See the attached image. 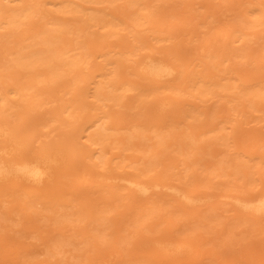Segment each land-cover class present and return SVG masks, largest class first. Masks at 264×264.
I'll return each mask as SVG.
<instances>
[{
	"label": "bare ground",
	"instance_id": "1",
	"mask_svg": "<svg viewBox=\"0 0 264 264\" xmlns=\"http://www.w3.org/2000/svg\"><path fill=\"white\" fill-rule=\"evenodd\" d=\"M3 1L9 2V4L3 5L6 6L8 12L5 16L0 15V25L2 24V26H13L21 17L27 16L32 12L33 4L29 0H18L19 4L16 3L13 5H11L10 2L14 0H0V7H2ZM129 1L135 2L137 0ZM260 3L259 0L252 2V10L249 11V16L259 12L263 13L264 6H259ZM228 11L229 8L225 7L221 12V16L225 17ZM2 12L0 8V14H2ZM99 22L100 21H92V23H89L88 21L83 24L82 27H79L81 29L78 31V27H67L62 21H46L44 23L47 24L45 27L41 30L34 31V34L32 33L31 41L19 44L16 47L15 55L13 54L11 57H6L8 59L6 67H8L9 70L0 74V80L15 79V81H17L19 78L14 72L20 71L21 69L28 70L30 73L20 82L18 88H14L15 85H12L6 90L3 89L0 91V138L8 143L7 149L3 144H0V185L3 180L8 178L19 179L18 184L9 188L10 192L8 191L5 193L6 195L0 193V201H15L17 197H14L15 195L12 193L15 190L17 191V189L19 190L23 185H27V190L23 191L22 196L31 201L26 202V199H24L25 202L23 203H9L10 205L7 203V205L4 206L6 210L0 209V249L3 252L0 264H95L97 260L100 259V253H105V255L101 258L99 264H125L126 260L128 261L126 256L130 253H125L126 259L124 258L125 262L122 263L121 256L122 253L124 255V252L119 249V251L122 252L120 254L116 250L119 246L117 248H109V245L106 244L107 250L99 246L101 243L105 244L107 240L108 242L111 241L112 239L109 238L110 235L114 236V230L110 229L111 223L104 219L101 220V218H107V216H109L106 215V213L111 210V207L97 210L103 206L104 201L93 198V191L88 193L92 186L85 188L78 185V182L86 179V175L89 173L87 170L88 168H85L81 163V157L84 156L88 157V159L84 161L87 167L95 163L92 159L93 157L96 158L98 162H102L103 171L100 173L99 181L102 182L111 179L113 184L121 186L126 189L130 195H135L142 201L151 198L150 203L145 205L146 209L144 210V216L146 217V221L147 219H152L153 209L157 206L159 201V195H156L157 198L154 199V196H152L153 194L159 192L168 195L172 201L176 202L175 205L173 204L176 207L175 211H177V209L182 210L183 212L180 216H183L182 218L184 219H171V216L168 218L169 213L172 211L171 215L177 216L176 213V215L174 214V210H170V212L168 210L169 213H165V217H163L161 221L154 223H165V225L160 226H165V236L163 237L160 235L153 237L146 241V244L153 245V248H156V254H162L170 259H178V262L179 259H181L180 257L188 254L196 258L192 264H205V260L202 258L203 253H201L203 251L197 247V240L193 237L191 238V232L193 234L195 233L197 237H201V239L203 236V239L207 240L206 242L212 239V235L209 232V234L205 233L204 236V227H200L201 222L199 223V221H203L205 217H208L204 215V219H202L203 215L200 213L203 211L205 212L207 203L212 198V195L207 192L197 193L199 184L197 180H195L196 178L191 180L185 179V181L181 180L178 182L169 180L160 181L145 178L144 174L148 172V170L155 169L159 163L162 164L163 161L161 162L158 158V153L162 151H167L172 156H182V158L178 157L176 160H185L186 158L194 156L196 152L205 151L206 148L203 147L211 144L223 146L219 155V160L225 162V164L213 165L207 172L208 175L221 174L220 172L223 171L226 172L225 174H229V172L234 173L238 170L243 171L251 165L249 164L250 159L248 156L244 155L243 150L245 151V149L240 150L235 132H237V127L241 123L249 122L245 121L244 112H247L252 120L258 118L264 120V114H255V112L259 111L261 108V102L264 98V84L258 83L257 81H243L239 79L240 73L232 75L231 72L225 71V67L222 66V63L226 59V51L221 50L220 41L215 39L210 46L204 48V45L210 42L213 36L211 38H205L199 42V44L192 45L194 48L190 49V53L194 54V57L196 54H199V56L197 62L191 65V68L188 70V72H190L189 74H187V68L182 65L183 63L181 64L178 62L179 56L168 59L162 56H155L152 53H147L134 64L136 69L143 76L156 82L159 87L164 86L166 89L170 88L169 92L158 97L154 107L155 114L151 117L142 116V121L129 119L130 121L128 120L124 124L112 128L110 121H106L105 118L112 113L120 111L119 108L124 106L123 101L127 100H121L123 103L121 104L119 99L125 96L126 90L133 88L129 86L119 90L120 85L115 82L114 78L116 75L110 73L107 68L104 67L106 64H111L112 61L115 62L117 58L112 59L107 57L105 65L102 66L103 69L95 74H93L94 71L96 69L99 70V68L95 67V65L90 66L88 73L93 74V77L96 79L93 82L85 81V84L81 85L78 91H81V95H87L89 93L88 96L90 99L86 102H77L80 94L78 96L75 92V94L70 93L71 96H68L66 101L52 104L56 99H60L63 96L61 90H57L55 94L52 93L61 83L48 85L47 87L43 86V84H48L49 80L55 79L61 81L64 85L70 86L69 90L64 93H68L70 89L77 87L78 83H76L75 77L85 73L82 68L79 67V64L82 62L88 63V57L94 54L93 49H90L89 52L84 51V39L87 38L88 43H92L93 40L90 39V35L101 36L107 33V30L97 33L96 29L95 31L91 29L92 32L87 29ZM261 22L264 21H239L238 25L243 28H240V31H242L244 37L250 39L254 36L253 31L250 32L249 30V32H246V29ZM101 23V26L98 28L105 26L111 28V26L116 24L115 21H102ZM119 23H122V21H119ZM234 26L233 24H226L225 28L221 31L223 36L221 40H226L227 37L225 36H227V34L237 30ZM192 33L194 32H186L188 39L192 38ZM201 33L204 34L205 32L201 31ZM242 34H239V36L238 34L235 35L230 42H236L239 37H242ZM219 48L220 50H218ZM232 50L236 53L235 48ZM3 53L7 55L6 53H8V50L4 49ZM247 53L249 54L251 51H247ZM198 62L205 65L200 66ZM190 63L188 65H190ZM38 66H43L45 68L37 69ZM10 68L14 70L13 73L8 75L11 71ZM184 69L186 72H184ZM47 73L49 75L47 79L41 77ZM67 75H69V79L67 81L66 78L63 80V77ZM80 80H82V78H80L79 81ZM89 89L91 90L89 91ZM7 93L17 94L16 99L21 98L24 100L25 109L22 111V114H32L34 110H37L43 104L51 103L46 111L42 112L40 116L35 117L33 120V124H40L43 127H47L45 135H48L53 129L59 127V124L62 122H67L66 125L69 126H73L74 123L77 122L78 130L82 133L85 131L83 134L85 137L84 140L77 146L75 140L63 141L60 138L56 140L47 139L40 143L39 146H36L37 149L35 148V156L33 158H25V152L22 147L27 144V140L21 135L22 132L15 129L18 123L10 124L9 122H3L2 114L8 107L15 106L9 102L7 97L1 95ZM37 95L43 96L40 98L41 100L35 103V109L30 110L29 107ZM205 96L206 98L201 100V98ZM214 97H216L215 104L212 103V101L209 102L210 98ZM194 99H199L202 102L197 103ZM113 105L118 106L111 111L109 106L113 108ZM82 107L91 108V113L88 114L86 118H82L86 113L80 115V117H73V112L77 108L81 109ZM143 111L139 112L141 113ZM64 112H66L67 115L66 119L58 117L59 114ZM116 116H119V114ZM137 117H141V115ZM157 119L158 121H155ZM55 122L56 124H54ZM118 122L122 123L120 120ZM250 127L253 128V126H249V128ZM123 128H126V130L120 132ZM234 128L237 130L235 131ZM75 131H73V129H67L61 133V138L70 139L75 135ZM41 134L43 133L41 132L37 135L39 136ZM256 135V133H251L247 138L251 139ZM131 138L139 140L138 143L141 145L140 147H143L142 150L145 159L144 157L141 158V156H138L127 164L119 159L115 162L114 167L111 166L107 162L109 157L113 160L118 156L115 152H111V149L114 148L118 142L128 147ZM143 139H145V141ZM147 140L153 141L149 143ZM106 143H111V145H106ZM248 144L255 146V148L259 150L254 159L264 157V144L255 143L253 140ZM103 146H107V148L104 149ZM137 149H139V147H137ZM107 152H109V156L106 155ZM112 154L114 155L111 156ZM8 155L12 156L8 157ZM172 160L168 161L173 163L174 161ZM220 161L215 160V162ZM260 161L264 163V158ZM194 162L195 161H193V163ZM181 163H184V161ZM189 165V163L183 165L181 177L185 178V176L188 175L192 177L196 176L190 174V171H186ZM62 166L64 169H62ZM64 166L68 168L65 169ZM125 166L132 168L127 170ZM78 169L82 173L79 174L78 178L72 180L74 185L70 183L71 186L73 185L71 190H61L62 185L68 182L64 177L76 173ZM83 172H85V174ZM111 172L113 173L111 174ZM8 186L10 187L11 185ZM11 196L12 198L10 199ZM227 197H229L228 200H224L223 202L230 204V206L238 212H248L250 215L249 218L254 217L258 222L260 219H264V188L250 196L228 195ZM20 199L22 200V197H20ZM167 201H165L166 204L168 203ZM2 204L3 203L0 202V208ZM40 204H44V206H39ZM126 207L130 208L131 205L127 204ZM13 209L15 211H13ZM116 213L120 212L118 211ZM134 213V216H137L138 212L137 214L136 212ZM198 214L202 217L197 218V216H199ZM113 215H110V221L114 219ZM195 215L197 216L195 217ZM216 215L218 214L216 213ZM180 216L177 217L181 218ZM214 216L213 214L212 217ZM137 217L139 218V216ZM136 218H134L135 220L132 219V222H127L126 225L130 228L123 227L127 230V233H121L124 230L122 228L123 230L121 229L118 236H121L123 239L129 237V234L134 235L133 232H135L134 229L137 227V221L140 222V220H142L141 218L139 220ZM8 220H13L11 222L13 227L7 222ZM179 220L182 222V226L184 225L187 228L183 226L180 228V232H177V229H179L178 225L181 223ZM226 220L227 219H223L220 223H224ZM5 221L7 222L6 225L10 226L11 230L15 231L14 236L18 235L21 239L11 238L7 232L8 230H6ZM65 221L67 222L64 223L63 226H59L61 222ZM118 221L111 222L114 224H122V220L120 222ZM208 224L206 227H208ZM191 225H194L195 229ZM202 225L204 226V223ZM140 226L142 228L140 233L143 231V228L144 231L146 229H151L150 224L147 222L144 225L141 223ZM3 227L5 229H3ZM1 229L4 230L5 236L1 233ZM199 229H202L201 231L203 234L201 232V234L199 233ZM206 229L208 230V228ZM227 229L229 230L230 228ZM222 231V229H217V233H222ZM226 237L229 238V235ZM141 241H143V239ZM148 245H146V248H149ZM204 245H206V243H204ZM143 247L145 246H142V250ZM150 248L149 253L150 250H153L152 247ZM201 248H204V246ZM137 249L138 248L134 250ZM239 249H241V247ZM134 250H131V253L134 254ZM217 250H220V248ZM261 251L262 250H260V252ZM130 255L134 256L132 254ZM239 255H237V257H239ZM234 256L229 257L225 255L220 257L215 254L212 257L208 256L210 259L206 264H235V259L241 260L243 264L253 263L251 262L252 260H249V257L236 258ZM142 258L144 262H141V264H145L148 262L145 260H149L147 258L144 259V256ZM150 258H152V256H150ZM161 258L162 257L159 259ZM134 260L135 259L132 258L131 262L129 260V263L132 264V261L133 263H137V261ZM156 262H158V260H156ZM171 262L169 261V264ZM180 262H183L182 259ZM236 264H238L237 261Z\"/></svg>",
	"mask_w": 264,
	"mask_h": 264
},
{
	"label": "rangeland",
	"instance_id": "2",
	"mask_svg": "<svg viewBox=\"0 0 264 264\" xmlns=\"http://www.w3.org/2000/svg\"><path fill=\"white\" fill-rule=\"evenodd\" d=\"M29 1H31L33 4L32 12L29 15L21 17L13 26H2V24L0 25V74H3L7 70H9V68L6 67L8 63V59L6 57H11L13 54L15 55L16 47L19 44L28 43L29 41H31V37L34 34L33 32L36 30H41L43 27H45L47 25L44 24L46 21H62L67 27H78V31H80L81 29L79 27H82V25L88 21L89 23H92V21H100L99 23H96L90 26V28L88 27L87 29H92L94 31L96 29L97 33L107 30V33L102 34L101 36L89 34L90 39L93 40L92 43H88L87 38L84 39V51L89 52L90 49H93L94 54L88 57V63L82 62L79 64V67H81L83 72L85 73H82V75L75 77L76 83H78L77 87L70 89L68 93H64L69 90L70 86L64 85L61 81L55 79L49 80L48 84H43V86L47 87L48 85L61 83L57 89L53 90L52 93L55 94L57 93V90H61L63 92V96L60 99H56L54 102H52V104L60 101H66V98L68 96H71L70 93L75 94L76 92V95L79 96L81 91H78L81 88V85L85 84V81L93 82L96 79L95 77H93V74L103 69L102 66L105 65L107 57H110L112 59L117 58L115 62L112 61L111 64H106L104 67L107 68L110 73L116 75V77L114 78L115 82L120 85L119 90H122L124 87L129 86H132L133 88L126 90L125 96L119 99V102H121V104L124 103V106L119 108L120 111L112 113L105 118L106 121H110L112 128L124 124L129 119L140 121L142 119V116L151 117L153 114H155L154 107L157 103L158 97L169 92L170 88L166 89L164 86L159 87L156 82L146 76H143L136 69L134 64L137 63L138 60H140L141 57L147 53H152L155 56H162L168 59H173L179 56L180 58L178 59V62L181 64L183 63L182 65L187 68V74H189L190 72H188V70L191 68V65L197 62V58L199 56V54H196V56L194 57V54L190 53V49L194 48L192 47V45L199 44V42H201L205 38H211L213 36L212 40L204 45V48L210 46V44L214 42L215 39H218V41H220L221 50L226 51V59L222 63V66L225 67V71L227 70L231 72L232 75H237L240 73L239 79L243 81H257L258 83L264 84V22L254 25L253 27H251L252 29H246V32H249V30L250 32L253 31L254 36H252L250 39L244 37L242 31H240V28H243L238 25L239 21H264V0H259L261 2L259 6L263 7V13L259 12L251 14L250 16L249 11L252 10L251 4L252 2H256V0H137L135 2H131L129 0ZM2 3V7L0 8L3 12L0 15L5 16L8 10H6V6L3 5H8L9 2L3 1ZM16 3L19 4L18 0L10 2L11 5ZM225 7H228L229 11L226 12L225 17H222L221 12ZM102 21H115L116 24L111 26V28H108L107 26L98 28L99 26H101ZM119 21H122V23H119ZM228 23L235 25L234 27L237 28V30L227 34V36H225L227 37L226 40H221L223 38L221 31L225 28L226 24ZM183 30L185 31V33ZM189 31L194 32L192 33L193 35L191 39H188L186 35V32ZM201 31L205 33L202 34ZM237 34L238 36L239 34H242V37H239L236 42H230L231 39L234 38ZM220 48L218 50H220ZM233 48H235L237 54L232 50ZM4 49L8 50V53H6L7 55L3 53ZM247 51H251V53L248 54ZM189 63L190 65H188ZM198 63L200 64V66L205 65L200 62ZM91 65H95V67H98L99 70L96 69L93 74L88 73ZM40 68L45 67H37V69ZM10 70L11 71L8 73V75L13 73L14 69L10 68ZM184 72H186L185 69ZM29 73L30 71L21 69L20 71L14 72V74L17 75V77L19 78L17 81H15V79H6L5 81L0 80V91L3 89L6 90L12 85H15L14 88H18L20 82L26 76H28ZM41 77L47 79L49 75L47 73L46 75H42ZM65 78L67 81L69 79V75L63 77V80H65ZM80 78H82V80L79 81ZM90 90L91 89H89V91ZM1 95L7 97L9 99V102L12 103V105H15L14 107H8L5 110V112L2 114V118L3 122H9L10 124L18 123V126H16L15 129L17 131L22 132L21 135L24 137V139L27 140V144L22 147L23 151L25 152V158H33L35 156V148L37 149L36 146H39L40 143L46 141L47 139L56 140L60 138L63 141L75 140L77 142V146L80 145V142L84 140L85 137L83 136V134L85 133V131L84 133H82L78 130L77 122H75L73 126L66 125L67 122H62L61 124H59V127L53 129L48 135H45L47 127H43L40 124H33L34 118L40 116L42 112L46 111L51 103L43 104L40 108L34 110L32 114H22V111L25 109L24 100H22L21 98L16 99L17 94L15 95L13 93ZM88 95L89 93L87 95L80 94V96L78 97L79 100L77 102L88 101L90 99ZM42 96L43 95H37L35 99H33V103L29 107L30 110L35 109V103L38 100H41L40 98ZM204 98H206V96L202 97L201 100ZM121 100L127 101H123L122 103ZM194 100L197 103L202 102L199 99ZM210 101L215 104L216 97L210 98L209 102ZM111 106L109 107L112 111L113 109L117 108L118 105H113V108H111ZM91 111L92 109L87 107H82L81 109L77 108L73 112V117H80V115L86 113V115L82 116V118H86V116H88ZM139 111L143 112L140 113ZM263 111L264 98L261 102L260 110L256 111L255 114H264ZM244 113L245 121L249 122L241 123L237 127L238 130L234 128L235 131L237 130V132H235V137L238 139V145L240 146V150L245 149V151L243 150V153L250 159L249 164L251 165H249L243 171L238 170L234 173L229 172V174H225L226 172L223 171L220 172L221 174L208 175L207 172L213 165L225 164V162L219 160V155L223 146L218 144H213V146L211 144L207 145L206 147H203L206 148L205 151L196 152L194 156L186 158L185 160H176L178 157L182 158V156L180 155L176 157L172 156L167 151H162L158 153V158L161 162L163 161V165L159 163L155 169L148 170V172H145L144 174L145 178H151V180L160 181L169 180L178 182L181 180L185 181V179L191 180L193 178H196L195 180H197L199 184V187L197 188V193L207 192L212 195V198L207 203V208L205 209V212L203 211L200 213L201 215H203V217L199 214V216L195 215V217H202V219H204V215L208 216L207 218L205 217L206 221L204 219L203 221H199V223L201 222L200 227H204V236L205 233L209 232L212 235V239L206 242L207 240L203 239L202 235L201 239V237L199 238L195 235V233L193 234L191 232V238L193 237L195 240H197V247L203 251L201 252L203 253V256H201L205 260V264L210 259L208 256L212 257L215 254L219 255L220 257L225 255L229 257L235 255L234 257L236 258L249 257V260H252L251 262L255 264H264V219H260V221L258 222L254 217L249 218L250 215L248 212H238L237 210L232 208L230 204L223 202L224 200H228V195H239L245 197L250 196L256 193L258 190L264 188V163L263 161H260L264 157H258V159H254L257 155L256 153H258L259 150L256 149L255 146L248 144L251 143L252 140L253 142L255 141V143L258 142L264 144V120H260V118L252 120L247 112ZM118 114L119 116H116ZM138 115H141V117H137ZM66 116V112L58 115V117L63 119H66ZM119 120L122 121V123H119ZM155 121H158V119ZM54 124H56V122ZM249 126H253V128H249ZM67 129H73V131L76 130L75 135L72 136V138L70 139H65L64 137L61 138V133ZM124 130H126V128L121 129L120 132ZM41 132L43 134L38 136L37 134ZM251 133H256L257 135L251 139L247 138L248 135H251ZM143 140L145 141V139ZM148 141L149 140H147V142ZM151 141H149V143ZM138 142V139L131 138L128 147L118 142L117 145L111 149V152H115V154H118V156L113 160L111 159V157H109V160H107V162L114 167L115 162L119 159L122 160V162L125 164L136 159L138 156H141V158L144 157L145 159V156H143V147H140L141 145ZM0 144H3L6 149L8 148V143L4 139L0 138ZM108 144L109 143H106V145ZM109 145H111V143ZM137 147H139V149H137ZM103 148L105 149L107 148V146H103ZM108 154L109 152L106 153L107 156H109ZM113 155L114 154H112L111 156ZM10 156L12 155H8V157ZM85 159H88V157H81V163L84 165L85 168H88L87 170L89 171V173L87 174L88 176L86 175V179L82 180L81 182H78V185L85 188H89L90 186H92L88 193L93 191V198L98 199L99 201H104L103 206L97 210H101L106 207H111V210L106 213V215L109 216H107V218H101V220L104 219L105 221L107 220L111 223L110 229L114 230V236L110 235L109 238H111L112 240L109 242L107 240L105 244H99L100 247H102L104 250L108 249L106 247L107 245H109V248H117L118 246L121 247H118L116 250L120 254L124 252V255L123 253L122 256L120 255L122 257V263L125 262L126 259L125 253H130L134 255L131 256L130 254H128L126 256L128 261L126 260L125 264H131L129 263V260L131 262L132 258L135 259L134 261H137V263H133L132 261V264H141V262H144L142 258L143 256L145 257L144 259H149L145 261H148L147 263L150 264H158V262L159 264H169V261H172L170 264L194 263L196 258L191 257L188 254L186 256L180 257L183 262H180L181 259H179L178 262V259H170L162 254H156V248H153V245L146 244V241L152 239L153 237L160 235L163 237L165 236V226L160 227L162 225H165V223L160 222L159 224H154L155 222L161 221V219L165 217V213H169L170 210H174V214L176 213L177 216H180L182 214V210L177 209V211H175L176 207L174 205L176 202L172 201L168 195H164L159 192L153 194L152 196H154V199L157 198L156 195H159V201L157 203V206L153 209L152 219H147L146 221V217L144 216V210L146 209L145 205L147 203H150L151 198H148V200L144 199L142 201L139 197L135 195H130L129 192L121 186L113 184V181L111 179H107L102 182L99 181L100 173L101 171H103L102 162H98L97 159L93 157L92 159L93 161H95V163L87 167L84 164ZM168 160H172L174 162L171 163ZM215 160L220 162H215ZM183 161L184 163H181ZM193 161L195 162L193 163ZM185 163L190 164L188 170L186 171H190L189 173L196 175L195 177H192L191 175L185 176V178L181 177L182 167ZM64 167L65 169L68 168L66 166ZM125 167L127 170H130L132 168L127 166ZM62 169H64L63 166ZM81 173L82 172L78 169L76 173L64 177L68 180V182L62 185L61 190H71V187L74 185L72 180L78 178L79 174ZM83 173L85 174V172ZM112 173L113 172H111V174ZM18 181L19 179L12 178L3 180L2 184L0 185V193L5 194L8 191L10 192L9 188L17 185ZM70 183L73 185L71 186ZM8 185L11 186L9 187ZM25 190H27V185H23L19 190L17 189V191H13L12 194L15 195L14 197H17L15 198V201H0L1 203H3L0 209L6 210L4 206L7 205V203H23L25 202L24 199H26V202H30L31 200H27L28 198H23L24 196H22L23 191ZM18 196L22 197L23 201ZM11 198L12 196L10 197V199ZM165 201H167L168 203L166 204ZM127 204H130L131 207L127 208ZM39 206H44V204H40ZM13 211L15 210L13 209ZM118 211L120 213H116ZM134 212H136V214L138 212L137 216H139V218L135 215L138 219L134 216ZM172 212L169 213L168 218H170L171 216V219H184L182 218L183 216H180L181 218H178L177 216L175 217L174 215H171ZM215 212L218 215H216ZM213 214L215 215L214 217H212ZM110 215H113L114 219L118 218L115 220L111 219V221L117 222L119 220L118 222H120L122 220V224H114L113 222H111L109 219ZM133 216L137 220H139L140 218L142 219L140 220V222L137 221L136 223L137 227H135V232H133L135 236L132 234V237V235L129 234V237L122 239V237L118 236V234L123 227L130 228L126 224L128 221L132 222V219L135 220ZM223 219L227 220L224 223H220V221H222ZM180 220L179 222H181ZM12 221L13 220H8L7 222L13 227L11 223ZM254 221H256L257 223ZM7 222L5 221V226L7 228L6 230H8L7 232L11 236V238L21 239V237H19L18 235L14 236L15 231L11 230V227L6 225ZM66 222L67 221L61 222L59 226H63ZM146 222L150 224L151 229H146L144 231L143 228V231L140 233V230H142L140 226L141 223L144 225ZM203 223L204 226L202 225ZM207 224L208 227H206ZM183 226L181 222L178 225L179 229H177V232H180V228ZM191 226L194 228V225ZM184 228L187 227L184 226ZM206 228H208V230ZM227 228L230 229L228 230ZM3 229L5 228L3 227ZM3 229H1V233L5 236ZM217 229H222V233H217ZM201 230L202 229L198 230L199 233H202ZM121 233L125 234L127 233V230L124 229ZM228 235L229 238L226 237ZM232 236L234 239L232 238ZM195 237L198 239H196ZM230 238L232 241L230 240ZM142 239L145 245L143 244V241H141ZM204 243H206V245H204ZM146 245H148L149 248H146ZM142 246H145L143 247V250ZM203 246L204 248H201ZM150 247H152L153 250H150L149 253V249H151ZM240 247L242 250L239 249ZM136 248L138 249L134 250ZM219 248L221 252L220 250H217ZM119 249H121L122 252L119 251ZM131 250H134V254L131 253ZM222 250L225 251L223 252ZM260 250H262V253L260 252ZM104 255L105 253H100V259H98L95 264H99V261L102 257H104ZM158 255L162 257V260L159 259L160 257ZM237 255H239V257H237ZM1 256H3V252L0 249V259ZM150 256H152V258H150ZM156 260H158V262H156ZM174 260L176 261V263ZM238 260H234L235 264L236 261L238 264H243L241 260Z\"/></svg>",
	"mask_w": 264,
	"mask_h": 264
}]
</instances>
